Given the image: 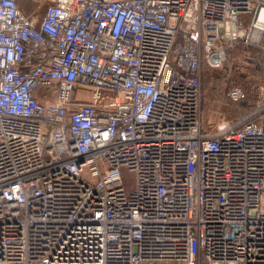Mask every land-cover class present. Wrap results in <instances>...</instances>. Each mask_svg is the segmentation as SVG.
<instances>
[{
	"label": "built area",
	"instance_id": "2783aa9c",
	"mask_svg": "<svg viewBox=\"0 0 264 264\" xmlns=\"http://www.w3.org/2000/svg\"><path fill=\"white\" fill-rule=\"evenodd\" d=\"M262 10L0 0V264H264V91L208 127L202 90Z\"/></svg>",
	"mask_w": 264,
	"mask_h": 264
},
{
	"label": "rangeland",
	"instance_id": "374dc122",
	"mask_svg": "<svg viewBox=\"0 0 264 264\" xmlns=\"http://www.w3.org/2000/svg\"><path fill=\"white\" fill-rule=\"evenodd\" d=\"M52 0H21V8L23 11L29 14H37L41 16ZM259 20H264V10L261 11L259 15ZM247 47V50L243 55L240 56L238 60L229 62L231 58V51L229 50L226 63L220 68H212V74L209 76L202 77V90L203 95L207 93L209 95L208 99L203 98V114L205 123L216 125L224 120H233L242 116L244 113H238L239 110L245 108L243 103L237 104L230 101L226 95L232 86H240L246 95L249 94V89L251 88L250 95H254V89L257 90V96L253 100L256 103L261 98V93L264 91V63L254 60L251 56L250 49L252 46H242ZM256 48V47H252ZM258 49V48H256ZM264 55V52H263ZM255 65L259 70L255 68ZM254 69V76L251 69ZM255 79L254 86L253 82L250 81ZM77 95L82 99H87L89 92L84 89H80ZM247 97V96H246ZM124 182L129 187L133 182L134 175L131 172L124 171L123 174Z\"/></svg>",
	"mask_w": 264,
	"mask_h": 264
},
{
	"label": "trees",
	"instance_id": "16d2710c",
	"mask_svg": "<svg viewBox=\"0 0 264 264\" xmlns=\"http://www.w3.org/2000/svg\"><path fill=\"white\" fill-rule=\"evenodd\" d=\"M243 45H237L235 48H233V49H231V50H233V51H231L230 53H231V58L229 59V62L231 61V62H233L234 60H238L239 58H240V56L241 55H243L244 54V52L247 50V47H242ZM250 50V53H251V56L254 58V60L255 61H259V62H261V63H264V55H263V52H264V50H262V49H256V48H249ZM257 61V62H258ZM226 63V62H225ZM228 63V62H227ZM227 63L225 64V66L227 65ZM255 68L257 69V70H259L258 69V67L255 65ZM251 69V72H252V74L254 75V76H256L255 75V72H254V69L253 68H250ZM211 70H214V69H212V68H210V67H208V66H205V67H203V75H202V77L205 75V76H207V75H211L212 74V71ZM250 81H252L253 82V86H254V82H255V79H252V80H250ZM251 90V88L249 89V94L248 95H246L245 96V98H243L242 100H240V101H237V102H233V103H237V104H241V102L243 103V105L245 106V108L244 109H242V110H239V112L238 113H244L242 116H240L239 118H241V117H243V116H245V115H247L248 113H250L254 108H255V103H253V100L255 99V97L258 95L257 93V90H256V88L254 89V95H250V91ZM228 91V90H227ZM226 95H227V93H226ZM208 97H209V95L207 94V93H205L204 95H203V98H204V100L205 99H208ZM239 118H237V119H239ZM237 119H233V120H230V121H235V120H237ZM207 124V123H206ZM208 125V127H214L215 126V124L214 125H211V124H207Z\"/></svg>",
	"mask_w": 264,
	"mask_h": 264
},
{
	"label": "water",
	"instance_id": "95a60500",
	"mask_svg": "<svg viewBox=\"0 0 264 264\" xmlns=\"http://www.w3.org/2000/svg\"><path fill=\"white\" fill-rule=\"evenodd\" d=\"M71 88H72V97H74V93H75L76 86L75 85H72Z\"/></svg>",
	"mask_w": 264,
	"mask_h": 264
}]
</instances>
